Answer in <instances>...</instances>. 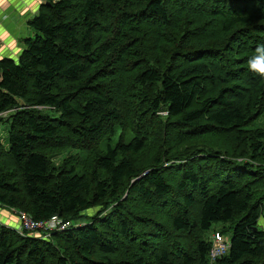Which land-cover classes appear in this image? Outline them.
<instances>
[{
  "label": "trees",
  "instance_id": "16d2710c",
  "mask_svg": "<svg viewBox=\"0 0 264 264\" xmlns=\"http://www.w3.org/2000/svg\"><path fill=\"white\" fill-rule=\"evenodd\" d=\"M27 25L0 58V207L72 226L0 223V264H210L214 224L232 234L212 264H264V78L247 63L264 0H45ZM160 118L171 145L140 170Z\"/></svg>",
  "mask_w": 264,
  "mask_h": 264
},
{
  "label": "rangeland",
  "instance_id": "374dc122",
  "mask_svg": "<svg viewBox=\"0 0 264 264\" xmlns=\"http://www.w3.org/2000/svg\"><path fill=\"white\" fill-rule=\"evenodd\" d=\"M43 1L45 2V0H43ZM38 2H39V0H35V4H37ZM11 3L13 4V8H15L16 11L21 12V13L24 11V9H22V6L19 2L13 3V0H11ZM27 3H25V4H27ZM6 10H7L6 5L4 4L3 1H0V13L5 14ZM1 22H3V21H1ZM15 22H16V19L13 20V23H15ZM13 56H14V58L18 57V56L15 57L16 55H13ZM12 112H13V110H9V111H6V112L0 114V143L3 145L4 148H7V145H8V126H7V124H3L1 122V119L8 118L9 115H12ZM160 120L162 121L161 123L157 122L156 120L150 121L152 127L154 129H157L158 131H156L153 134V136H148V139H146L145 147L143 148V150L139 154L131 157L133 159L134 166L140 170H143L147 167L148 168L151 167L154 160L161 157L162 151L171 145L169 137H168V141L164 143V133H163V121H164V119L160 118ZM262 120H264V117L261 119V121ZM168 134H170L169 136L171 137V135L173 133L170 132ZM165 135H166V133H165ZM197 141L200 143V145H208L209 148H211L213 150H215V149L220 150L222 152H223V150L220 147L231 148V146L227 140L226 141H220L219 139H217L211 135H207L204 138L197 140ZM203 142L206 144H204ZM240 143L242 145H244V148H242L241 152H245V148H247L248 146L242 141ZM64 154H66V152H64ZM84 165H85V158L83 157V159H80L79 166L82 168ZM5 171H7V172L13 171V169L11 167H9L8 164H6ZM99 208L100 207L98 206L97 208H94V209H99ZM11 210L12 209H8V212H10ZM89 214L91 215L93 213L90 212ZM10 217H13L14 221H10ZM17 218L18 217L14 212L7 213V212H4L3 210H0V220L5 222V223L17 226ZM260 223L262 225H264L263 221H261V220H260ZM213 226L214 227L212 228V230L209 231L208 234L206 235L207 240H211L212 236L215 233H217V232L213 233V231H216V229L220 228L221 224H214ZM231 234H232V231L229 230L227 233H225L223 235L224 238L226 239V241L230 242ZM186 242H187V240H186Z\"/></svg>",
  "mask_w": 264,
  "mask_h": 264
},
{
  "label": "crops",
  "instance_id": "0c3cea01",
  "mask_svg": "<svg viewBox=\"0 0 264 264\" xmlns=\"http://www.w3.org/2000/svg\"><path fill=\"white\" fill-rule=\"evenodd\" d=\"M0 1L4 2L7 9L5 14L0 13V58L6 57L16 60L13 55L17 57L22 51L23 39L34 35L32 30L28 27L27 22L35 15L43 0H39L37 4H35V0H13V3L19 2L21 4L22 9H24L22 13L13 8L11 0ZM15 19L16 22L13 23ZM16 49H20L21 51L17 54ZM10 221H14V218L10 217Z\"/></svg>",
  "mask_w": 264,
  "mask_h": 264
},
{
  "label": "built area",
  "instance_id": "2783aa9c",
  "mask_svg": "<svg viewBox=\"0 0 264 264\" xmlns=\"http://www.w3.org/2000/svg\"><path fill=\"white\" fill-rule=\"evenodd\" d=\"M0 210H3L7 213L14 212L17 215V226L5 223L1 220L0 223L11 226L21 235H23V233L29 232L43 239H48L52 233L64 231L72 226V223L70 222H61L55 220L35 221L31 216L19 210L12 209L10 212H8V209L3 207H0ZM210 242L211 248L209 252V259L210 264H212L216 259H219L220 257L227 254L230 244L220 233H215L212 236Z\"/></svg>",
  "mask_w": 264,
  "mask_h": 264
},
{
  "label": "clouds",
  "instance_id": "9594fccd",
  "mask_svg": "<svg viewBox=\"0 0 264 264\" xmlns=\"http://www.w3.org/2000/svg\"><path fill=\"white\" fill-rule=\"evenodd\" d=\"M20 49H16L19 53ZM248 70L261 78H264V44L256 48V55L248 60Z\"/></svg>",
  "mask_w": 264,
  "mask_h": 264
},
{
  "label": "bare ground",
  "instance_id": "6f19581e",
  "mask_svg": "<svg viewBox=\"0 0 264 264\" xmlns=\"http://www.w3.org/2000/svg\"><path fill=\"white\" fill-rule=\"evenodd\" d=\"M55 221H58V220H55Z\"/></svg>",
  "mask_w": 264,
  "mask_h": 264
}]
</instances>
